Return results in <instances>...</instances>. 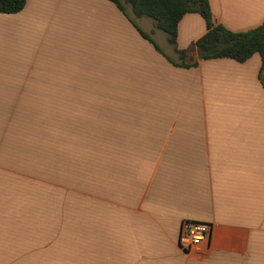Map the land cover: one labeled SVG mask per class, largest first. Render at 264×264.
I'll use <instances>...</instances> for the list:
<instances>
[{"label":"crops","instance_id":"obj_1","mask_svg":"<svg viewBox=\"0 0 264 264\" xmlns=\"http://www.w3.org/2000/svg\"><path fill=\"white\" fill-rule=\"evenodd\" d=\"M207 1L231 32L264 22V0ZM123 7L0 14V264H264V61L181 67L203 19L179 22L182 57ZM183 221L229 234L186 253Z\"/></svg>","mask_w":264,"mask_h":264},{"label":"trees","instance_id":"obj_2","mask_svg":"<svg viewBox=\"0 0 264 264\" xmlns=\"http://www.w3.org/2000/svg\"><path fill=\"white\" fill-rule=\"evenodd\" d=\"M125 16L123 4L130 7L134 18L146 17L153 21L156 29L163 32L168 43L176 50L177 26L186 14L199 15L206 32L195 41L197 60L229 59L243 63L257 54L264 61V22L246 32L234 33L212 21L207 0H108ZM26 0H0V14H16L25 6ZM153 48L161 53L158 46L140 30L131 17H125ZM177 51V50H176ZM178 52V51H177ZM184 57L185 52H178ZM197 61L183 63L181 67L191 68Z\"/></svg>","mask_w":264,"mask_h":264},{"label":"built area","instance_id":"obj_3","mask_svg":"<svg viewBox=\"0 0 264 264\" xmlns=\"http://www.w3.org/2000/svg\"><path fill=\"white\" fill-rule=\"evenodd\" d=\"M229 230L219 229L212 224L194 221H183L180 224L177 244L183 252L212 250L219 246L221 238L226 237Z\"/></svg>","mask_w":264,"mask_h":264},{"label":"water","instance_id":"obj_4","mask_svg":"<svg viewBox=\"0 0 264 264\" xmlns=\"http://www.w3.org/2000/svg\"><path fill=\"white\" fill-rule=\"evenodd\" d=\"M188 56H189L188 61L192 62L194 59V56H195V47L194 46L190 47L189 52H188Z\"/></svg>","mask_w":264,"mask_h":264},{"label":"rangeland","instance_id":"obj_5","mask_svg":"<svg viewBox=\"0 0 264 264\" xmlns=\"http://www.w3.org/2000/svg\"><path fill=\"white\" fill-rule=\"evenodd\" d=\"M59 108H65V109H66V107H65V106H59Z\"/></svg>","mask_w":264,"mask_h":264}]
</instances>
